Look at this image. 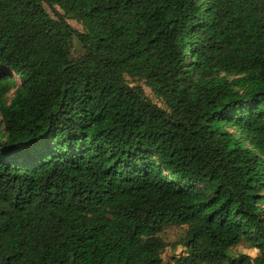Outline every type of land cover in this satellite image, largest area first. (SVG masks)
Segmentation results:
<instances>
[{"label":"trees","instance_id":"obj_1","mask_svg":"<svg viewBox=\"0 0 264 264\" xmlns=\"http://www.w3.org/2000/svg\"><path fill=\"white\" fill-rule=\"evenodd\" d=\"M0 264H264V0H0Z\"/></svg>","mask_w":264,"mask_h":264},{"label":"rangeland","instance_id":"obj_2","mask_svg":"<svg viewBox=\"0 0 264 264\" xmlns=\"http://www.w3.org/2000/svg\"><path fill=\"white\" fill-rule=\"evenodd\" d=\"M45 10L48 12V14L53 19H57L58 15H63V12L59 10L58 8H49L48 6L44 5ZM66 22L76 31L83 32V27L79 22H77L74 19H71L69 17H66ZM83 53V51L79 48L76 41L73 42V47L71 50V56L72 57H78ZM126 81L130 86H140L144 92L145 95L158 107L165 109L163 103L161 100H159L157 97L153 95V93L150 91V89L144 84L142 80H138L136 78H129L126 77ZM185 228H179V227H167L163 230L161 233L162 239L167 244V247L165 248L164 252L162 253V258L164 261L168 262L171 260L172 257H177L180 255L183 251V249L180 246H177L176 248H173V245L176 244L179 239L182 237L183 232ZM245 254L250 257H255L258 255V251L254 249H249L246 244H240L239 246L233 248L231 250V256L236 257L238 255Z\"/></svg>","mask_w":264,"mask_h":264}]
</instances>
